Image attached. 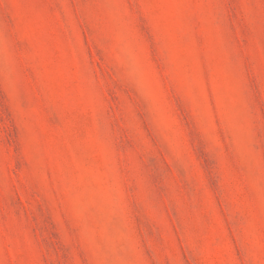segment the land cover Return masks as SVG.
I'll use <instances>...</instances> for the list:
<instances>
[{"label": "rangeland", "instance_id": "rangeland-1", "mask_svg": "<svg viewBox=\"0 0 264 264\" xmlns=\"http://www.w3.org/2000/svg\"><path fill=\"white\" fill-rule=\"evenodd\" d=\"M0 264H264V0H0Z\"/></svg>", "mask_w": 264, "mask_h": 264}]
</instances>
